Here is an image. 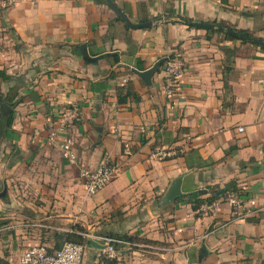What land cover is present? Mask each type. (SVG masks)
<instances>
[{
  "label": "crops",
  "instance_id": "crops-1",
  "mask_svg": "<svg viewBox=\"0 0 264 264\" xmlns=\"http://www.w3.org/2000/svg\"><path fill=\"white\" fill-rule=\"evenodd\" d=\"M115 4L153 26L127 29L97 0H14L0 12V70L11 77L0 80V130L14 113L8 138L0 131L9 194L0 211L29 224L7 232L9 219L0 223V259L18 262L36 245L59 250L84 233L139 236L158 251L137 258L123 250L111 264H264V50L169 15L264 39V0ZM171 55L183 64L173 97L162 68L151 86L135 73ZM66 110L76 119L63 126ZM64 139L76 142L75 163L62 157ZM105 161L118 174L87 197L80 169ZM178 177L182 197L235 181L240 216L227 201L203 206L199 217L186 201L164 202ZM101 250L89 241L83 264H110Z\"/></svg>",
  "mask_w": 264,
  "mask_h": 264
},
{
  "label": "built area",
  "instance_id": "built-area-1",
  "mask_svg": "<svg viewBox=\"0 0 264 264\" xmlns=\"http://www.w3.org/2000/svg\"><path fill=\"white\" fill-rule=\"evenodd\" d=\"M14 4V0H0V12L7 10ZM182 62L179 57L169 58L163 66L164 89L169 97H173L177 91L179 79L182 75ZM63 126L72 123L76 115L71 110H66L62 115ZM242 130V129H241ZM64 160L75 163L78 158L76 142L72 139H64L60 144ZM119 171L117 163L105 161L98 168L82 167L80 177L85 185L86 196L93 197L110 184L116 178ZM226 201L232 206L233 216H240L243 210V202L236 194H228ZM82 238L92 240L101 247L106 259L116 260L123 250H132L140 247V244L112 235L84 234ZM87 245L77 242H66L59 250L50 253L41 245L31 246L23 252L19 261L14 264H83V256Z\"/></svg>",
  "mask_w": 264,
  "mask_h": 264
},
{
  "label": "trees",
  "instance_id": "trees-1",
  "mask_svg": "<svg viewBox=\"0 0 264 264\" xmlns=\"http://www.w3.org/2000/svg\"><path fill=\"white\" fill-rule=\"evenodd\" d=\"M114 3H116V0H112ZM98 3L100 4H105V5H108L106 0H97ZM124 12V11H123ZM125 13V12H124ZM170 17L171 18H175L176 20L175 21H178L179 23H182V24H185L187 26H189L190 28H197V27H194V26H191L189 24H186L183 22V16L179 15L176 13L175 10L173 11H170L169 13ZM116 21H119V22H122L127 29H131V27L125 23V21L120 17V16H116ZM214 24H217V22H213ZM219 25H222L226 28H230L229 26H226L225 24L223 23H220ZM197 29H200V28H197ZM232 29V28H231ZM235 31H237L239 34H246V35H249L253 38H255L251 33L245 31V30H236L234 29ZM208 32H218L220 34H223L227 39H230V40H233V41H239L243 44H247V43H250L248 42L247 40L245 39H242V38H239V37H233L231 35H229L228 33L226 32H221L219 31L218 29H208L207 30ZM261 40H264V39H261ZM259 47V46H257ZM260 48L262 50H264V47H261ZM174 55H171V56H168V58L165 59V61L162 63L161 65V68L163 69V66H164V63L169 59V58H173ZM120 59L118 58V56H116L114 58V62L115 63H119ZM0 80L1 81H4V82H8L11 80V77L9 75L6 74L5 71L3 70H0ZM129 95H132V93L130 92H127L126 93V96L124 97H121L119 96V103H125L127 101V96ZM7 103V101H6ZM15 106L14 104L12 105V107ZM13 118H14V113L12 112V114H10L7 122L5 123L4 127L0 130H4V138H8V134L10 133L11 131V128H12V122H13ZM236 194L238 195L240 198H242L244 195H243V192L242 190H240V188H238V185L235 181H231L229 183H227L224 187H220V186H209L207 187L206 189H203V190H198L192 194H189L187 197H182V198H178L176 200V202H181V201H186V203L188 204H191L192 205V209L198 213L197 214V217H199V213H200V209L205 206V205H211L217 201H226V198H227V195L228 194ZM115 236V235H113ZM117 237H123V238H126V239H129V240H132L138 244H141V242H143L144 245H152V241L150 240H144V241H141L139 240L138 237H135V236H128V235H122V236H117ZM66 242H77V243H81V244H84V245H88L89 244V240H86L84 238H82V236H75V237H72L70 236L68 238V241ZM50 253L56 251H52V250H48ZM108 261V260H106ZM108 263H114V260L113 261H108Z\"/></svg>",
  "mask_w": 264,
  "mask_h": 264
},
{
  "label": "water",
  "instance_id": "water-1",
  "mask_svg": "<svg viewBox=\"0 0 264 264\" xmlns=\"http://www.w3.org/2000/svg\"><path fill=\"white\" fill-rule=\"evenodd\" d=\"M108 6L113 10V12L117 15L120 16L125 23H127L131 28L133 29H147L153 26V22L152 21H148V22H144V23H133L131 21V19L112 1V0H106ZM183 22L186 24H189L191 26L200 28V29H218L221 32H226L229 35L233 36V37H239L242 39L247 40L250 43H253L257 46H261L264 47V40H261L259 38H253L249 35L246 34H239L237 31H235L234 29L231 28H226L222 25L219 24H213V23H207V22H196V21H192L186 18H183ZM86 54V52H85ZM108 56V55H107ZM106 56H104L105 58ZM103 59V56H99V57H95V58H90V57H85V60H88L90 62H98L99 60ZM165 61V59H162L160 61H158L152 68L140 72L135 70V73L144 81V83L148 86L152 85V77L154 75L155 72H157L159 70V68H161L162 63ZM10 108L6 105L2 106V112H7L9 111ZM19 150L16 151L15 155H18ZM181 182H182V178L178 177L174 183L170 186L168 192L166 193L165 197H164V202L166 203H170L173 202L175 200H177L178 198L182 197L184 194L181 191ZM7 195V188L4 189V191L0 194V198H5ZM90 243L92 245H94V241L90 240ZM102 247V246H100ZM202 251L206 254V249L203 248Z\"/></svg>",
  "mask_w": 264,
  "mask_h": 264
},
{
  "label": "rangeland",
  "instance_id": "rangeland-1",
  "mask_svg": "<svg viewBox=\"0 0 264 264\" xmlns=\"http://www.w3.org/2000/svg\"><path fill=\"white\" fill-rule=\"evenodd\" d=\"M16 159H18V158H16ZM19 190L22 191L23 188H20ZM3 191H4V185L2 184V181L0 180V194ZM20 194H22V192H20ZM26 194L27 195L29 194V189H28V192H26ZM8 195L9 194H8V191H7V195L6 196H8ZM5 198H0V204H1L2 201L5 200ZM6 219H9V218L8 217H5V213L3 211H0V223H2V221L4 222ZM26 221L27 220L9 219V220H7V223H5L4 225H6L7 228H10L11 227L9 229V231H7V232H10V230L16 229V227H20V226H24V225H26L25 228H29V227H27L29 224ZM0 234H1V232H0ZM98 235H100V234H98ZM1 237H2V235H0V238ZM135 237H138L139 240H141V241L146 240V239H143L142 237H139V236H135ZM0 243H1V240H0ZM167 245L169 246V244H167ZM132 250L133 251H131V252H134V251L140 252V253H138L136 255L137 258H144V257L154 258L156 256L154 253L158 252L157 250L149 249V248L145 247L144 244H143V242H141L140 247H135ZM22 254H23V252H22ZM84 254H85V252H84ZM139 254H141V255H139ZM84 257L85 256H83V258ZM17 260L15 261V260H4V259H0V264H4V263L5 264H14V263L17 262Z\"/></svg>",
  "mask_w": 264,
  "mask_h": 264
}]
</instances>
